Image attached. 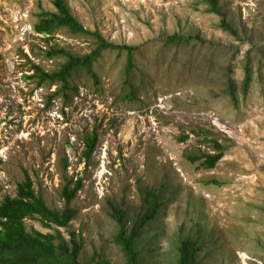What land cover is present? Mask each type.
Listing matches in <instances>:
<instances>
[{"label": "rangeland", "instance_id": "rangeland-1", "mask_svg": "<svg viewBox=\"0 0 264 264\" xmlns=\"http://www.w3.org/2000/svg\"><path fill=\"white\" fill-rule=\"evenodd\" d=\"M66 1L86 28L136 46L134 66L128 77L127 49L109 48L96 77L38 83L35 66L64 62L50 50L97 44L68 28L37 32L53 0H0V202L29 175L51 208L73 212L59 229L81 244L80 260L125 264L113 208L131 228L153 188L164 202L138 241L139 264H178L191 237L204 249L198 264H264V0H218V12L208 0ZM175 33L188 41L166 44ZM214 140L224 146L214 168L191 159L214 153ZM79 181L67 203L64 187ZM25 223L55 232L38 217Z\"/></svg>", "mask_w": 264, "mask_h": 264}, {"label": "trees", "instance_id": "trees-1", "mask_svg": "<svg viewBox=\"0 0 264 264\" xmlns=\"http://www.w3.org/2000/svg\"><path fill=\"white\" fill-rule=\"evenodd\" d=\"M210 9L218 12V0H208ZM56 10L42 11L35 23V30L41 34L53 35L60 28H68L71 33L90 36L97 46L87 54H78L66 48H54L49 51L50 56L56 54L65 57L64 62L57 70L48 71L35 66L38 83L60 84V89L69 87L71 78L79 73L85 72L96 77L94 63L105 49H127L128 61L126 73L131 75L134 66V49L136 46L127 44H116L106 39L98 30H90L71 12L66 0H53ZM224 27L231 30L224 22ZM234 32V31H233ZM188 41L187 38L178 33L170 35L166 44H181ZM129 81L128 79L126 80ZM252 81V71L249 65L243 80V89L248 91ZM133 87V86H132ZM229 92L235 95V85L229 83ZM95 137L88 142L89 151H92ZM214 153H201L191 157L193 161L202 160L207 168H214L223 157L224 146L214 140ZM80 181L74 188L66 185L63 195L67 203H70L75 193L80 189ZM163 193L153 188L147 191L146 202L148 204L144 214L138 216L131 228L126 224L124 214L114 207L112 216L119 224V230L113 238V242L119 245L125 256V264H139L138 241L143 235V230L150 220H153L164 202ZM38 217L43 226L55 228V232H42L38 229L28 230L25 220ZM73 219V212L69 207L63 210L51 208L43 199L37 195L33 180L29 175L18 185V193L15 196L8 195L0 202V264H92L80 260L81 244L75 238L68 239L59 227H66ZM74 234V232H72ZM198 237L184 239L178 246V264H198L199 256L204 252L199 244ZM96 264H103L97 262ZM105 264V263H104ZM107 264V262H106Z\"/></svg>", "mask_w": 264, "mask_h": 264}]
</instances>
